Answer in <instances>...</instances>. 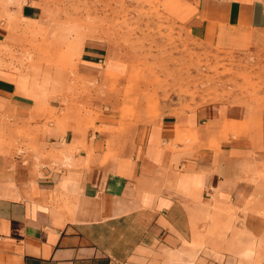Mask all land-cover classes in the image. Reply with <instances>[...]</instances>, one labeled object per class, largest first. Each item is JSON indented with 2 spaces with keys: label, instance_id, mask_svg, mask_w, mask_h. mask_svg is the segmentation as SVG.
<instances>
[{
  "label": "crops",
  "instance_id": "crops-1",
  "mask_svg": "<svg viewBox=\"0 0 264 264\" xmlns=\"http://www.w3.org/2000/svg\"><path fill=\"white\" fill-rule=\"evenodd\" d=\"M162 1L205 45L264 58V0ZM54 16L46 0H0V48L13 23ZM107 57L84 43L82 75L104 86ZM52 102L0 67V264H203L238 241L264 257V109L220 102L125 127L104 105L81 122Z\"/></svg>",
  "mask_w": 264,
  "mask_h": 264
},
{
  "label": "rangeland",
  "instance_id": "rangeland-1",
  "mask_svg": "<svg viewBox=\"0 0 264 264\" xmlns=\"http://www.w3.org/2000/svg\"><path fill=\"white\" fill-rule=\"evenodd\" d=\"M46 4L55 10L49 22L34 27L13 23L10 44L0 48V67L15 71L30 88L54 100L52 105L73 106L81 122L95 120L101 105L104 115L125 127L220 102L264 109L263 56L205 45L188 31L170 2ZM89 41L107 46L111 69L104 86L78 67L81 48ZM233 248L236 252L205 250L203 264H264L254 241H238Z\"/></svg>",
  "mask_w": 264,
  "mask_h": 264
}]
</instances>
